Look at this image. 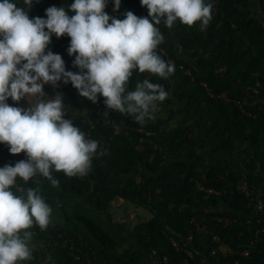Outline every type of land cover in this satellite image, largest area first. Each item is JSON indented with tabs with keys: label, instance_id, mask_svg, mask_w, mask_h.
I'll return each instance as SVG.
<instances>
[{
	"label": "trees",
	"instance_id": "1",
	"mask_svg": "<svg viewBox=\"0 0 264 264\" xmlns=\"http://www.w3.org/2000/svg\"><path fill=\"white\" fill-rule=\"evenodd\" d=\"M252 1L212 0V20L205 30L199 23L188 27L179 21L171 29L163 22L158 26L165 39L157 53L174 64L175 72L165 80L134 71L129 88L148 78L170 95L174 92L181 103L179 111L164 101L160 105L168 107L170 114L156 115L154 121L140 125L119 112L109 111L105 116L108 110L102 96L94 104L81 97L70 82L51 85L52 96L62 95L65 118L87 138L99 141L100 150L84 177L53 172L58 187L39 175L27 183L17 178L14 193L21 195L17 189L21 185L38 188L53 210L46 230L31 229L39 248L33 249L31 260L21 264H41L47 257L49 264H144L152 251L180 264L185 256L174 250L170 239L181 245L191 228L188 221L205 210L208 226L215 228V221L210 220L221 217L215 211L220 209L235 221L227 229H217L235 255L209 257L215 245L197 236L193 249L198 254L190 264H264V0H256L260 18L252 16ZM13 2L24 6L23 0ZM73 2L33 0L25 11L29 18L46 19L49 7L68 11ZM105 11L119 19L129 11L151 19L140 0H121L118 10L114 0H107ZM69 47L70 37L53 34L46 52L61 55L66 71L79 72ZM175 47L187 59L176 54ZM190 61H196L195 65ZM7 103L15 107L10 98ZM22 103L28 107L25 99ZM116 126L120 127L118 134ZM237 157L243 161L240 168L231 164ZM26 159L24 153L13 158L9 146L0 143V167ZM201 173L206 187L225 188L226 194L205 199L194 187ZM238 183L250 194L237 192ZM117 198L143 208L150 219L132 230L105 222L106 211ZM258 201L263 206L262 217L248 206ZM243 250L248 251L245 257L240 254Z\"/></svg>",
	"mask_w": 264,
	"mask_h": 264
},
{
	"label": "clouds",
	"instance_id": "2",
	"mask_svg": "<svg viewBox=\"0 0 264 264\" xmlns=\"http://www.w3.org/2000/svg\"><path fill=\"white\" fill-rule=\"evenodd\" d=\"M13 0H0V143L11 154L24 153L26 160L0 167V264H21L33 258L34 233L52 223V208L38 188L25 195L13 192L17 178L25 183L37 175L59 186L53 172L66 177H84L100 150V142L87 138L72 120L65 118L62 95L44 99V85L56 86L61 80L81 97L97 103L104 98L106 111L131 116L144 125L154 121L159 105L170 93L145 78L129 88L134 71L168 79L174 64L157 53L164 36L158 27L168 29L179 21L188 27L200 24L205 30L212 20V0H140L149 18L131 11L124 19L110 17L107 0H74L68 6H52L45 18H29L25 8ZM121 0H114L115 10ZM68 12L74 13L69 15ZM70 37L68 54L79 72L66 71L61 55L48 49L52 35ZM26 96L38 98L35 106L13 107L11 98L20 102ZM120 127L116 126L117 134Z\"/></svg>",
	"mask_w": 264,
	"mask_h": 264
},
{
	"label": "built area",
	"instance_id": "3",
	"mask_svg": "<svg viewBox=\"0 0 264 264\" xmlns=\"http://www.w3.org/2000/svg\"><path fill=\"white\" fill-rule=\"evenodd\" d=\"M51 88V84H45L44 85V93L46 95V97H44V99L51 98L54 97L49 93V90ZM255 93V91H253ZM11 103L15 106V107H23V103L22 101L20 102H15L13 101L11 98ZM37 103H38V98H37ZM65 112L67 114V109L65 107ZM18 154L13 155V158H16ZM201 176V180L196 178V180H194V187L195 189L202 193L204 196V198H208L210 196L214 197V198H219L220 196L226 194L227 190L224 188L223 191H218L214 188H208L206 187L203 183L205 182V176L204 174H200ZM235 190L239 193H244L246 196L249 195V191L247 190L246 186L242 183H238L235 186ZM248 206H251L254 209V212L256 214H259V216H261V211L263 209L262 203L261 202H257V204L253 205L251 203H248ZM216 212H219L221 214V217H215V218H211V222L215 221V228H211L208 226V222L206 220V214L208 213V210H205L203 212V214H201V212L199 214H197L196 216L192 217L189 221L188 224L191 227L190 231L187 233V235L185 236L184 239H182L181 245H179L176 241H174L173 239H170L171 244L174 248L175 251L177 252H181L184 254V260L182 261V263L180 264H190L191 262L194 261L195 256L198 254L197 252L194 251V245H193V241L194 239L198 236V237H202V238H209L210 242L212 244H214L215 246L213 247V249L210 251L209 253V257H215V256H223V257H227V256H233L235 255V250L232 249V247L226 245L222 239L220 238L217 229H227L228 226L231 224V222H235V221H231L227 216L222 215L223 214V210L220 209L215 210ZM215 211H212L214 213H216ZM262 217V216H261ZM242 256H247L248 255V251L247 250H243L240 253ZM150 257L153 259L154 263L156 264H172L170 262V259L166 256H162L161 258H159L156 253L154 251H152L150 253ZM77 258V257H75ZM237 264V262H236Z\"/></svg>",
	"mask_w": 264,
	"mask_h": 264
},
{
	"label": "crops",
	"instance_id": "4",
	"mask_svg": "<svg viewBox=\"0 0 264 264\" xmlns=\"http://www.w3.org/2000/svg\"><path fill=\"white\" fill-rule=\"evenodd\" d=\"M25 101L27 102L28 106H35L37 104L36 97L26 96ZM81 114L86 115L85 112ZM17 189L20 191L22 190L21 187H18ZM106 213L108 214L106 215L107 222L111 223L113 227L123 224V222L129 224L131 223L132 225H137L140 222L148 221L151 217L150 213L144 210L143 208L136 206L122 198H117L114 201H112ZM33 244L35 245L34 249L37 247L39 248V242L36 239H33ZM39 250L42 251L41 248ZM48 261L49 260L47 257L42 261L41 264H49ZM144 264H156V263H154L153 259L148 255Z\"/></svg>",
	"mask_w": 264,
	"mask_h": 264
},
{
	"label": "rangeland",
	"instance_id": "5",
	"mask_svg": "<svg viewBox=\"0 0 264 264\" xmlns=\"http://www.w3.org/2000/svg\"><path fill=\"white\" fill-rule=\"evenodd\" d=\"M256 2H257L256 0H253L252 3H251V13H252V16L260 18L261 15H262V13H261L260 9L258 8ZM174 49H175L176 54H178V55L184 57L185 59H187V57L183 55V52L181 51V48L180 47H175ZM190 62H191V65L192 66H194L195 63H196V61H190ZM171 93H172V95H170V98L169 99H166L165 101L166 102L169 101L171 103L169 105L172 108H174V110L179 111L180 110V106L179 105H181V103H177V101L175 100L174 92L172 91ZM169 114H170V109L168 107H163V106L161 107V105H160L159 106V110H158V112H157L156 115H158V116H167ZM242 162L243 161L240 159V157L232 158L231 159V164L234 167H237V168L242 167ZM20 187L22 188V190L19 191V192L21 193V195H25L27 189L25 188L26 189L25 190L24 189V186H22V185ZM51 208H52V206H51ZM103 218H105V217H103ZM142 220H143V218H142ZM105 222H107V221L105 220ZM120 225L122 226V228H124V229H130V230L134 229V227L136 226V225H132L131 223L129 224V223H126V222H123V224H120Z\"/></svg>",
	"mask_w": 264,
	"mask_h": 264
}]
</instances>
